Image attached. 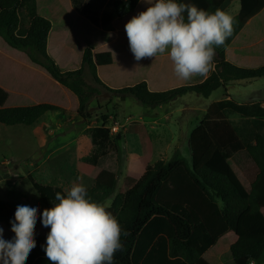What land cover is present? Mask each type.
I'll return each mask as SVG.
<instances>
[{
    "label": "trees",
    "instance_id": "16d2710c",
    "mask_svg": "<svg viewBox=\"0 0 264 264\" xmlns=\"http://www.w3.org/2000/svg\"><path fill=\"white\" fill-rule=\"evenodd\" d=\"M140 1L0 0V36L70 89L79 101L77 113L83 117L93 99L102 94V88L120 94L122 101L133 96L143 104L159 106L190 92L208 98L219 88L224 89L226 97L228 84L264 77V0H239L233 33L224 44L228 48L217 50L211 74L189 80L174 74V78L166 76V82L174 83L173 87L151 88L148 78L155 80L164 71L170 76L174 70L168 54L129 60L131 66L121 62L119 67L122 52L94 51L115 37L109 28L112 21L133 12ZM226 1L179 0L209 12ZM56 8L60 15H51ZM55 23L67 26V33L71 31L70 35L59 34L61 43L66 42V50L72 41L86 45L76 67L63 68L51 56ZM77 30L80 34L74 37ZM127 42L121 51L134 55ZM247 53L250 56L244 59ZM142 62L147 64L145 69L139 67ZM106 67L104 75L99 70ZM89 74L92 83L86 79ZM9 95L0 87V123L5 125H33L47 112L68 111L51 103L11 106L7 104ZM214 106L220 117L204 119L190 133L191 159L176 148L169 160L146 164L144 173L125 193L116 194L115 186L101 181L86 187L89 196L99 203L116 194L112 209L122 226L123 249L116 252L114 264H250L262 259L264 213L258 189L264 186V106L261 102L238 103L226 98ZM234 115L238 118H231ZM101 117V125L87 130L93 149L83 158L92 167L94 177L114 158L123 138L121 132L111 134L107 126L111 122L109 112ZM127 132L140 136L148 154L146 126L131 121ZM235 165L245 172H256L249 187L240 179ZM27 177L47 209L58 203L57 192L67 194L59 185L38 181L32 172ZM15 212L9 202L0 200V225L13 239ZM42 214L38 209L37 221L41 223ZM44 229L40 233L35 226L36 247L25 264H52L45 252L50 228Z\"/></svg>",
    "mask_w": 264,
    "mask_h": 264
},
{
    "label": "rangeland",
    "instance_id": "374dc122",
    "mask_svg": "<svg viewBox=\"0 0 264 264\" xmlns=\"http://www.w3.org/2000/svg\"><path fill=\"white\" fill-rule=\"evenodd\" d=\"M146 4L149 5L148 2ZM219 9L235 16L239 12L240 2L239 0H234L232 3L225 2ZM141 12L143 9L140 12L130 13L127 19L131 20L134 15L138 16ZM25 19L28 20L27 17ZM79 34V30H77L74 37ZM68 45V48L73 47L74 57L70 58L68 56L70 51L64 49L53 50L51 54L57 64L63 68L76 67L74 64L78 62V59L77 61L75 59L80 48L79 42L72 41ZM113 45L119 46L118 43L117 45L113 43ZM225 48L228 47L224 45L217 47L216 54L217 50H225ZM126 50L129 49L126 48ZM125 55L120 58L118 66L123 61H136L132 57L134 55L127 53ZM246 56H250V54H245L244 59ZM3 61L11 65V61L5 59ZM146 65V62H142L139 67L145 69ZM107 68L104 71H99L107 75L105 72ZM130 70L132 71L133 68ZM5 76L10 79L12 77L11 73ZM86 79L92 83L90 74ZM227 86L232 97L237 101H264V77L251 81H234ZM44 92L47 95L53 93L48 89H44ZM224 93V89L219 88L206 98L195 92H190L167 104L150 106L143 104L133 96H128L125 101H122L120 94L102 88V94L93 99L85 117L77 113L78 108L73 110V104L70 102L67 103V107L64 105L66 107L64 109L68 110L67 113L51 111L34 125L0 123V200L9 202L15 210L18 205L35 206L41 212L47 209L27 177L29 172H32L38 181L59 185L66 192L74 184L82 183L84 186L90 187L96 181H101L115 186L116 194L125 193L144 173L146 164H153L159 159L169 160L176 148H180L185 156L191 159L190 133L204 119L220 117L215 109L216 106L209 107V105L216 100L223 99ZM108 112L111 122L107 126L110 128L111 134L114 136L121 132L123 138L114 158L107 162L103 169L98 170L94 177L92 167L83 162V158L89 155L93 149L87 130L92 126L101 125V115ZM50 115L53 117L48 118ZM56 116L58 117L56 118ZM231 118L237 119L238 116L234 115ZM131 121H139L146 126L150 139L148 154L142 148L140 136L127 132ZM234 167L240 179L249 187L250 178H254L256 172L253 170L245 172V169L239 168L237 165ZM258 192L259 202L264 213V186L259 188ZM114 196L101 203L113 216L112 201ZM37 222L38 231L44 233L43 223ZM0 228L4 230L3 238L12 241L13 236L5 226L0 225ZM250 264H264V254L260 261L256 263L252 261Z\"/></svg>",
    "mask_w": 264,
    "mask_h": 264
},
{
    "label": "clouds",
    "instance_id": "9594fccd",
    "mask_svg": "<svg viewBox=\"0 0 264 264\" xmlns=\"http://www.w3.org/2000/svg\"><path fill=\"white\" fill-rule=\"evenodd\" d=\"M147 2L150 7L125 25L136 61L167 53L181 80L213 71L215 49L232 35L233 17L219 8L209 12L179 0ZM55 199V207L42 214L43 226L50 228L47 259L52 264H114L116 252L123 249L118 219L92 199L82 183L66 195L57 192ZM37 214V207L17 206L12 241L3 238L0 228V264H25L36 247Z\"/></svg>",
    "mask_w": 264,
    "mask_h": 264
},
{
    "label": "crops",
    "instance_id": "0c3cea01",
    "mask_svg": "<svg viewBox=\"0 0 264 264\" xmlns=\"http://www.w3.org/2000/svg\"><path fill=\"white\" fill-rule=\"evenodd\" d=\"M145 1L146 0H141L140 3L135 8V10L131 13L140 12L141 9H143V11H146L147 8L150 7V4L149 5L146 4L147 1L146 2ZM226 2L232 3V0H228ZM50 13L51 15H55V16L60 15L59 8L52 10ZM129 15L130 13L123 17H116L112 21L111 26L109 28H110V31L115 34V37L108 43L100 44L97 48L94 49L95 52L113 50V52L115 53L122 52L121 56L123 57L126 56L124 51H121V47L124 46L126 41H129L126 30H125V25L130 20V19H127ZM232 17H234V15ZM53 31L56 33V35L54 36L52 40L51 49L54 48V51L63 50V49L65 51L69 50L70 52L68 56L70 58L74 57L75 54H73L74 52L73 47L68 48L69 47L68 46L66 50L65 49L66 42L62 44L61 37L59 36V34H62V33L66 34L68 31V27L58 26L55 23ZM70 33L71 31L68 32L67 34L70 35ZM116 42L119 44V46L113 45V43L117 45ZM79 45H80L79 52L75 59L76 61L78 59V62L80 61V56L86 47L84 43H80ZM166 54L167 53H165L164 55ZM0 59H1L0 61V87H2L7 93L10 94L7 100V104L11 106H17V105H31V104H39V103L48 102V103H54L60 107L66 108L67 103L71 102L73 104V107H72L73 110L74 108L77 110L79 106V101H78L77 96L70 89L61 85L57 80H55L52 77V75L47 71L46 68L33 62L26 52L13 48L1 36H0ZM3 59H5L6 61L8 60L11 61V65L8 64V62L4 63ZM78 62L75 63L74 66H77L79 64ZM122 63L124 66L132 65L131 62L129 63V60L123 61ZM119 67L121 66L119 65ZM166 72L167 71L161 72L155 80L153 78L149 80L148 78L147 82L150 85V87L153 89L157 87L158 88L173 87L174 83L166 82V76L170 78H174L175 72L172 69L170 76L167 75ZM8 73H11L12 75L11 79L5 76ZM211 73L212 71L206 77H208ZM247 80L251 81L252 79H247ZM178 82L179 81L177 80V83ZM44 89L51 90L53 93L51 95H47L44 92ZM226 95L227 96L226 97L224 96V98L235 100L232 97L228 89H227ZM219 100H222V99H219ZM219 100L214 101L212 104L209 105V107L214 105ZM235 101L238 103H243L241 101H237V100ZM254 102H261L263 104L264 101H254ZM64 105H66V107ZM209 107H208V110L210 109ZM48 114H50V112H47L46 114H44L34 124H36L39 120L43 119V117H45ZM52 117L53 116L50 115L48 118H52ZM57 117L58 116H56V118Z\"/></svg>",
    "mask_w": 264,
    "mask_h": 264
}]
</instances>
